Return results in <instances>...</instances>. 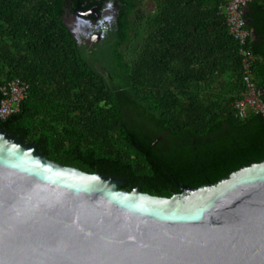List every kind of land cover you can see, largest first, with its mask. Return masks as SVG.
<instances>
[{"label": "trees", "instance_id": "16d2710c", "mask_svg": "<svg viewBox=\"0 0 264 264\" xmlns=\"http://www.w3.org/2000/svg\"><path fill=\"white\" fill-rule=\"evenodd\" d=\"M98 1L0 0V88L28 85L0 128L56 163L158 197L176 184L216 185L264 159V118L233 108L245 89L243 57L220 0H117L115 29L89 53L63 21ZM245 8L254 36L242 49L264 103V0Z\"/></svg>", "mask_w": 264, "mask_h": 264}, {"label": "water", "instance_id": "95a60500", "mask_svg": "<svg viewBox=\"0 0 264 264\" xmlns=\"http://www.w3.org/2000/svg\"><path fill=\"white\" fill-rule=\"evenodd\" d=\"M123 184L0 128V264H264V159L170 197Z\"/></svg>", "mask_w": 264, "mask_h": 264}, {"label": "built area", "instance_id": "2783aa9c", "mask_svg": "<svg viewBox=\"0 0 264 264\" xmlns=\"http://www.w3.org/2000/svg\"><path fill=\"white\" fill-rule=\"evenodd\" d=\"M219 11L224 18L229 34L239 43L240 53L243 57V82L245 89L241 97L233 103L237 116L245 118L249 112L264 118V103L260 99L259 91L251 80L248 56L242 49L252 32L245 29L243 10L248 0H220ZM28 85L21 80H12L0 88L2 99L0 101V121L6 120L18 110V107L27 95Z\"/></svg>", "mask_w": 264, "mask_h": 264}, {"label": "flooded vegetation", "instance_id": "af4514ba", "mask_svg": "<svg viewBox=\"0 0 264 264\" xmlns=\"http://www.w3.org/2000/svg\"><path fill=\"white\" fill-rule=\"evenodd\" d=\"M100 8L96 5L85 12L78 11L74 14H66L64 17H76L78 13H89L93 9L97 10V15L89 13L87 16L79 18L80 25L71 26V35L77 44L87 50L97 51L107 39L108 34L115 29L119 17V3L117 0H99ZM97 39V40H96ZM96 40V41H95ZM178 190L175 192L177 193ZM174 194V193H173Z\"/></svg>", "mask_w": 264, "mask_h": 264}, {"label": "rangeland", "instance_id": "374dc122", "mask_svg": "<svg viewBox=\"0 0 264 264\" xmlns=\"http://www.w3.org/2000/svg\"><path fill=\"white\" fill-rule=\"evenodd\" d=\"M142 10L146 13H149V12H152L154 10V6L152 3L146 1L142 5ZM134 51H135L134 46L124 48V53L126 55V59L131 58L134 55ZM94 66L98 71L102 72V68L99 64H95Z\"/></svg>", "mask_w": 264, "mask_h": 264}]
</instances>
